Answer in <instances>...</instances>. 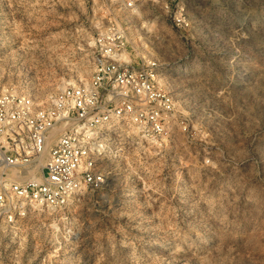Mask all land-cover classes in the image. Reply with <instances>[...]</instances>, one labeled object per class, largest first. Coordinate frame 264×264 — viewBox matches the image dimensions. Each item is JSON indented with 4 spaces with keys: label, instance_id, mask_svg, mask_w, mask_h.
<instances>
[{
    "label": "rangeland",
    "instance_id": "374dc122",
    "mask_svg": "<svg viewBox=\"0 0 264 264\" xmlns=\"http://www.w3.org/2000/svg\"><path fill=\"white\" fill-rule=\"evenodd\" d=\"M179 7L182 27L159 0H0V93L88 81L117 29L120 61H157L175 102L159 140L110 129L101 188L0 217V264H264V0Z\"/></svg>",
    "mask_w": 264,
    "mask_h": 264
},
{
    "label": "built area",
    "instance_id": "2783aa9c",
    "mask_svg": "<svg viewBox=\"0 0 264 264\" xmlns=\"http://www.w3.org/2000/svg\"><path fill=\"white\" fill-rule=\"evenodd\" d=\"M159 1L176 26L186 25L180 0ZM123 38L117 29L98 35L88 81L64 87L44 103L14 90L0 93L1 218L62 208L81 192L101 188L112 127L126 124L145 143L168 130L175 102L160 87V64L120 61Z\"/></svg>",
    "mask_w": 264,
    "mask_h": 264
}]
</instances>
